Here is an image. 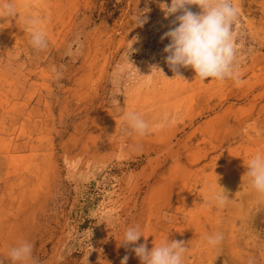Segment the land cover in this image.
Masks as SVG:
<instances>
[{
	"label": "rangeland",
	"instance_id": "374dc122",
	"mask_svg": "<svg viewBox=\"0 0 264 264\" xmlns=\"http://www.w3.org/2000/svg\"><path fill=\"white\" fill-rule=\"evenodd\" d=\"M14 2L15 17L0 15L3 264L22 241L31 258L15 264H120L126 254L141 264L119 243L130 226L149 249L183 241L184 264H264V193L244 176L264 152V0H231L237 76L222 81L190 67L174 77L161 40L174 16L153 0ZM28 15L42 19L43 49L30 43ZM128 112L147 121L145 134L127 127ZM215 174L223 206L210 199ZM213 233L223 238L209 246Z\"/></svg>",
	"mask_w": 264,
	"mask_h": 264
},
{
	"label": "clouds",
	"instance_id": "9594fccd",
	"mask_svg": "<svg viewBox=\"0 0 264 264\" xmlns=\"http://www.w3.org/2000/svg\"><path fill=\"white\" fill-rule=\"evenodd\" d=\"M153 2L158 3L165 18L174 16L171 21L174 26L169 27L161 35V40L167 38L169 41L163 52L167 54L164 59L175 73L174 77H182L178 72L180 67H190L194 70L195 77L201 81L236 78L237 49L233 23L237 10L231 0H153ZM193 4L200 9L199 12L191 10L189 6ZM148 11L150 9L147 7L137 11L132 21L135 26H142L147 22L148 17L144 13ZM0 15L12 18L17 15L14 0H0ZM25 24L32 47L38 50L45 48L47 37L42 19L38 15H28L25 17ZM153 68L163 73L159 67ZM125 121L127 127L139 135L145 134L149 127L147 121L136 112L126 113ZM245 165L244 176L248 178L251 187L257 192L264 193V152H256ZM216 177V185L220 190L213 192L210 199L211 202L223 206L229 198L225 189L218 184L217 175ZM141 236L143 235L138 226H130L124 230L119 240L125 247L134 245L132 251L140 259L141 264H184L187 247L183 241L168 239L153 244L149 249L145 243H136ZM222 238L221 233L205 236L209 246H215ZM31 252V243L22 241L9 249L7 258L13 264L17 261L27 262L31 258ZM127 261L126 254L121 258L120 264H127ZM0 264H3L2 260Z\"/></svg>",
	"mask_w": 264,
	"mask_h": 264
},
{
	"label": "trees",
	"instance_id": "16d2710c",
	"mask_svg": "<svg viewBox=\"0 0 264 264\" xmlns=\"http://www.w3.org/2000/svg\"><path fill=\"white\" fill-rule=\"evenodd\" d=\"M87 205V204H86ZM89 206H90V202H89ZM81 218H84L83 221H81ZM87 221L88 219L86 217H82L80 216V221H79V229H83L84 227H86L87 225ZM91 264H99V263H91Z\"/></svg>",
	"mask_w": 264,
	"mask_h": 264
}]
</instances>
